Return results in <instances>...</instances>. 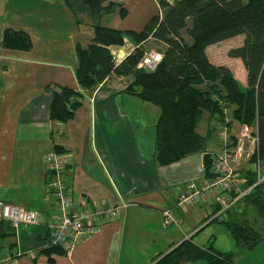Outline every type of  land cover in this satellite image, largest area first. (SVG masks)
<instances>
[{
	"label": "crops",
	"instance_id": "obj_1",
	"mask_svg": "<svg viewBox=\"0 0 264 264\" xmlns=\"http://www.w3.org/2000/svg\"><path fill=\"white\" fill-rule=\"evenodd\" d=\"M112 1L117 8L103 14L99 22L116 29L140 31L161 11L160 0ZM165 1L171 4L176 0ZM120 6L126 11L124 16L118 12ZM83 18L78 22L63 0H0V201L46 211L43 156L58 145L73 156L74 195L86 196L94 203L120 199L129 203L119 220L104 224L69 254H52L53 261L41 252L49 238L44 223L12 229L0 246L13 243L11 249L20 254L5 264H153L194 231L195 244L202 246L212 239L217 250L233 253L235 264H264V249L263 260L255 262L253 253L258 246L243 252L226 228L219 226L216 234L215 228L207 227V217L215 208L210 197L179 208L177 197L195 179L203 154H191L169 165L156 163L154 128L159 109L124 91L129 76L112 74L90 92L79 88L77 48L87 46L93 37L91 22ZM6 28L24 32L29 47L3 46ZM222 43L206 48L214 64L212 52ZM135 46L127 38L123 45L111 46L115 63ZM138 46L143 52L157 50L161 54L167 47L153 37ZM48 86L70 87L84 94L71 120L49 119L52 94ZM164 208L173 212L177 224L163 225ZM203 230L206 233L195 238Z\"/></svg>",
	"mask_w": 264,
	"mask_h": 264
},
{
	"label": "trees",
	"instance_id": "obj_2",
	"mask_svg": "<svg viewBox=\"0 0 264 264\" xmlns=\"http://www.w3.org/2000/svg\"><path fill=\"white\" fill-rule=\"evenodd\" d=\"M63 2L78 22L85 17L93 26L91 42L77 48L75 76L79 88L90 92L112 74L129 76L131 79L124 91L158 107L154 128L157 164L169 165L202 152L205 175L211 179V159L205 148L215 128L211 124L205 134H199L196 125L203 111H207L208 118H222L226 108L238 123L256 128L257 151L250 162L256 158L264 162V0H176L171 4L160 0L159 8L163 12L152 15L140 31L100 24L103 14L117 8L112 0ZM118 8L124 16L125 9ZM239 35L244 36L241 46L231 48L228 55L240 59L246 72V85L234 77L230 68L212 63L206 54L209 45ZM150 37L167 46L152 71L138 66L144 53L138 45ZM125 38L136 46L122 61L115 63L110 47L123 45ZM1 44L26 49L29 38L22 31L6 28ZM47 88L52 94L49 119L62 123L71 120L81 107L84 94L65 86ZM59 148L55 145L54 150L61 151ZM240 175L242 189L252 186L241 197L238 204L241 211L236 209L230 213L234 210L231 208L224 220L211 219L207 224L224 225L236 247L249 251L264 243V233L251 226L245 217L247 209L253 207L264 221V183L254 185L256 175L251 170H241ZM217 209L215 206L213 211ZM12 229L7 221L1 220L0 240L12 235ZM193 235L153 264H235L231 251L217 250L212 239L199 246L192 241ZM13 246L11 243L7 247ZM41 252L49 256V261H53L52 254H67L59 245L43 246Z\"/></svg>",
	"mask_w": 264,
	"mask_h": 264
},
{
	"label": "built area",
	"instance_id": "obj_3",
	"mask_svg": "<svg viewBox=\"0 0 264 264\" xmlns=\"http://www.w3.org/2000/svg\"><path fill=\"white\" fill-rule=\"evenodd\" d=\"M161 59L162 54L157 51L144 52L138 66L152 71ZM211 124L218 131L215 147H209L205 151L210 154L212 178L205 175L201 161L195 179L187 186L188 190L177 197V205L181 209L210 197L211 205L218 209L210 210L208 221L224 220L227 212L239 204L242 196L250 192L252 186L241 188V170L255 173L254 185L264 183V162L259 158L250 162L251 156L257 151L256 128L237 123L231 110L227 108L224 109L223 117L214 116ZM236 124L237 130L234 129ZM42 163L46 211L39 212L0 201V221H7L14 230H18L21 225L36 226L42 222L49 234L45 247L59 245L69 254L75 246L97 233L104 224L121 218L122 210L129 203L124 199L101 204L89 201L86 196L74 195L71 189L73 156L70 152L49 151L43 156ZM162 215L163 225L178 223L170 209L164 208ZM19 254L11 248H1L0 264H5Z\"/></svg>",
	"mask_w": 264,
	"mask_h": 264
},
{
	"label": "rangeland",
	"instance_id": "obj_4",
	"mask_svg": "<svg viewBox=\"0 0 264 264\" xmlns=\"http://www.w3.org/2000/svg\"><path fill=\"white\" fill-rule=\"evenodd\" d=\"M161 12H163V11H161ZM134 13L135 12H133V15H134ZM243 38H244L243 35H239V36L230 38V39H228L226 41H223V43L219 45V48H217V49L215 48L213 50V52H212V57L213 58L212 59H214V61H215V63L217 65H225L228 68H230V70L234 74V77H236L237 80H241L242 79V81L245 82L244 85H246V72H245V70L243 68V65H242L241 61L239 59L235 58V57H231V56L228 55V51L231 48L241 46ZM149 51H157V50H148V51H145V52H149ZM243 75H244V79H243ZM207 117H208L207 111H203V113L201 115V118L199 119V121H198V123L196 125L197 126L196 127V131L199 134H205L206 129L208 127H211L212 118L208 119ZM234 129L235 130L238 129V125L237 124L234 127ZM217 137H218V131L215 129L211 133V137H210V139L207 142V146H206L205 150L207 148H209V147H215ZM56 151H58V150H56ZM197 154H202V152H198ZM236 209H239V212L241 211V207L238 205V206L234 207V210L231 211L230 213H235ZM242 214H244V213H242ZM245 217H246L248 223L251 226H253L255 229L260 230V231H262L264 233V221L257 214L256 210L253 207H249L248 208V211L245 212ZM201 226H202V224L197 225L196 230H198ZM219 226L222 229H225L224 225L219 224V223H211L207 227H209V229L215 228L214 232L216 234H218L220 232ZM195 232L196 231H194L193 233H195ZM204 233H206V230L199 231V233L196 234L197 236H195V238L201 237V235H203ZM195 240L198 241V239H195ZM263 249H264V244H260V245H258L256 252L253 253V260L255 262H261L263 260L262 259ZM241 251L245 252L246 250L242 249Z\"/></svg>",
	"mask_w": 264,
	"mask_h": 264
}]
</instances>
